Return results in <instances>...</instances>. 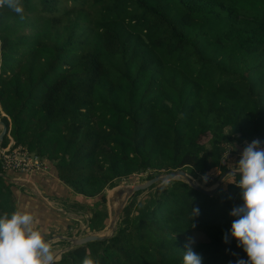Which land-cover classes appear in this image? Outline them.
<instances>
[{
	"label": "trees",
	"instance_id": "obj_1",
	"mask_svg": "<svg viewBox=\"0 0 264 264\" xmlns=\"http://www.w3.org/2000/svg\"><path fill=\"white\" fill-rule=\"evenodd\" d=\"M65 1L20 0L23 20L0 7V119L74 191L103 201L105 187L132 175L221 173L226 151L245 140L264 147V0ZM7 141L6 133L0 145ZM233 175L213 194L173 178L134 202L133 216L132 202L124 207L111 236L55 264L86 255L183 264L194 231L205 235L190 245L203 264L246 260L234 238L223 239L243 204ZM11 186L0 174V215L16 210Z\"/></svg>",
	"mask_w": 264,
	"mask_h": 264
},
{
	"label": "clouds",
	"instance_id": "obj_2",
	"mask_svg": "<svg viewBox=\"0 0 264 264\" xmlns=\"http://www.w3.org/2000/svg\"><path fill=\"white\" fill-rule=\"evenodd\" d=\"M5 5L18 14L20 19L23 20L25 18L23 15L24 7L20 0H0V7ZM0 121L2 120L0 119ZM0 125L2 129V124L0 123ZM6 133L8 140L12 139L14 141L9 133V127ZM4 145H0V147ZM40 158L47 166V161L49 160L42 156ZM236 165V172L240 174V179L234 184L240 189L243 204L233 207L230 211V215L236 219L232 222L230 232H226L223 239L227 244L230 242L231 238H234L237 241V247L242 248L247 254L246 260L239 258L237 259L236 264H264V147L261 146V141L257 139L250 143H246V147ZM3 170L14 169L3 168ZM144 173L146 174V177H149L147 176V172ZM191 177L193 178V176ZM203 179L205 183H207L208 176L205 175ZM131 182L132 181L129 183ZM165 183H167V181H165ZM145 189L141 190L143 191ZM191 211L193 214L192 218L200 214L199 208H192ZM80 212L81 215L87 213L85 210H81ZM69 227L70 225L68 228ZM81 231L82 229L78 234L62 235L77 236L91 233L90 231L81 233ZM58 234L60 233L53 235L59 237ZM59 238L66 241L67 244L69 243L68 240L61 237ZM191 243H194V241H190L189 245L186 246L187 251L184 252L183 264H203L202 255L192 249L190 246ZM61 254L62 253H60V256ZM56 255L52 243L46 240L43 231L36 227L34 213L28 211L26 208L17 207L11 214L4 213L3 215H0V264H55V261L57 260ZM233 255H235V253H233ZM82 264H96V262L90 256L86 255L82 260Z\"/></svg>",
	"mask_w": 264,
	"mask_h": 264
},
{
	"label": "crops",
	"instance_id": "obj_3",
	"mask_svg": "<svg viewBox=\"0 0 264 264\" xmlns=\"http://www.w3.org/2000/svg\"><path fill=\"white\" fill-rule=\"evenodd\" d=\"M6 173L23 181L12 182L15 206L34 213L36 227L41 229L46 237L48 234L65 231L82 216L80 211L84 210L83 207L90 208L98 199V196L90 197L74 191L60 179L50 161H47L45 169L27 173L7 170ZM75 204L83 207H76Z\"/></svg>",
	"mask_w": 264,
	"mask_h": 264
},
{
	"label": "rangeland",
	"instance_id": "obj_4",
	"mask_svg": "<svg viewBox=\"0 0 264 264\" xmlns=\"http://www.w3.org/2000/svg\"><path fill=\"white\" fill-rule=\"evenodd\" d=\"M60 1H61L60 4H66L65 0H60ZM67 3H69V1ZM0 130H1V125H0ZM226 130L228 131V127H226ZM10 141L11 140L9 139L8 143ZM250 142L251 141L245 140V141H243V144L237 145L236 149H234L232 151L228 150L225 152V164L227 165L228 168L235 169L237 167L236 163H238L239 159L241 158V154H242L244 148L246 147V143H250ZM30 153H31V155L36 154L33 151H30ZM1 172H3V171H1ZM190 172H188V174L192 176V174ZM219 173H220V169L217 167H213L210 170H208L204 175H202L200 177L199 176H193V178L198 183L202 184L203 186L210 188V187L214 186L216 178H217ZM205 175L208 176L207 183H205V181L203 179V177ZM145 177H146L145 173L135 174V175L130 176V179H122V180L118 181L117 184L129 183L130 181H135V180H142ZM175 178L183 179L182 177H175ZM171 180L172 179L158 181L151 188H147V189L139 192L135 197H133V198H132V196L129 197L126 201L125 207L130 202H132L131 204H129V207L131 209L130 210V216H133L135 213L134 202L140 203V204L147 203L148 200H150L154 194H156L163 186L168 185ZM233 180H234V175L232 173H229L224 177L220 186H225V184L227 182L233 181ZM165 181H167V183H165ZM114 186L105 187L103 189V191L105 192V196H106L105 200H103V201L95 200L93 202L94 204H92L90 208H85L81 205L75 204L76 207H80V206L83 207L82 209H84L85 211H86V209H88L89 211H86L87 212L86 214L88 217H86V214L83 213V215L80 218H77L75 220V222L73 224H71V226L69 228H67L65 231L63 230L62 232H60V234H78L81 229H82L81 233H85L88 231L101 233V232L107 230L106 228L108 226V221H109V203L107 201V195L110 194V192L112 191ZM114 202H115L114 204H117L116 200ZM123 215H124V208L122 211H120V213L117 217L114 232L117 229L118 225L122 224ZM90 217H92V218H90ZM87 219H88V221H87ZM204 238H205V235L203 233H201L199 231H194L189 236H187L186 240H187V242H190V241L196 242L198 240H203ZM45 239L52 243L53 250H54L55 254H57V251L67 244L66 241L61 240L59 237L54 236L53 234H48L47 237L45 236ZM56 257L58 259L60 257V254L56 255Z\"/></svg>",
	"mask_w": 264,
	"mask_h": 264
},
{
	"label": "water",
	"instance_id": "obj_5",
	"mask_svg": "<svg viewBox=\"0 0 264 264\" xmlns=\"http://www.w3.org/2000/svg\"><path fill=\"white\" fill-rule=\"evenodd\" d=\"M2 124V129L0 131V141L4 137L5 133L7 132V125L0 121ZM229 173H237L236 168H227L223 170L218 177L216 178L215 184L212 187H205L202 184L195 181L191 175L188 174L186 169L179 167L171 170H161L153 173L151 176L146 177L143 180H135L131 183L127 184H118L113 187L110 194L107 195V200L109 203V222L107 226V230L101 233H86L84 235H77V236H70V235H62L58 234L59 237L68 240L69 243L63 247L60 251H58L57 255L68 250L74 245H80L92 240H102L106 239L107 237L111 236L114 232L116 219L120 211H122L127 199L137 190L145 189L149 187L151 184L162 181V180H170L175 177H182L189 185L193 188H196L204 193L213 194L221 185L222 180L224 177ZM2 176L7 178L8 180L12 181L13 183H23L21 179L12 177L6 173L0 172ZM114 200H116L117 204L114 205Z\"/></svg>",
	"mask_w": 264,
	"mask_h": 264
},
{
	"label": "built area",
	"instance_id": "obj_6",
	"mask_svg": "<svg viewBox=\"0 0 264 264\" xmlns=\"http://www.w3.org/2000/svg\"><path fill=\"white\" fill-rule=\"evenodd\" d=\"M0 164L3 168L14 169L20 172L45 169L47 166L39 155L32 154L30 151L11 141L0 147Z\"/></svg>",
	"mask_w": 264,
	"mask_h": 264
},
{
	"label": "bare ground",
	"instance_id": "obj_7",
	"mask_svg": "<svg viewBox=\"0 0 264 264\" xmlns=\"http://www.w3.org/2000/svg\"><path fill=\"white\" fill-rule=\"evenodd\" d=\"M115 203V202H114ZM115 205V204H114Z\"/></svg>",
	"mask_w": 264,
	"mask_h": 264
}]
</instances>
